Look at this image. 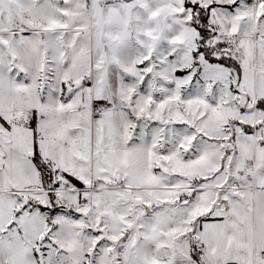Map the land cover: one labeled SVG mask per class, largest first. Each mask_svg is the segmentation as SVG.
<instances>
[{"label":"snow or ice","instance_id":"snow-or-ice-1","mask_svg":"<svg viewBox=\"0 0 264 264\" xmlns=\"http://www.w3.org/2000/svg\"><path fill=\"white\" fill-rule=\"evenodd\" d=\"M0 264H264V0H0Z\"/></svg>","mask_w":264,"mask_h":264}]
</instances>
